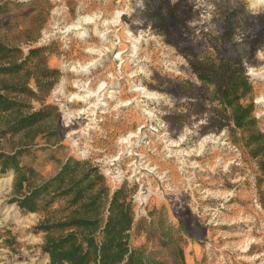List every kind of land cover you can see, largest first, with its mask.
<instances>
[{"label": "rangeland", "instance_id": "obj_1", "mask_svg": "<svg viewBox=\"0 0 264 264\" xmlns=\"http://www.w3.org/2000/svg\"><path fill=\"white\" fill-rule=\"evenodd\" d=\"M0 41L24 62L9 96L48 115L0 153L36 182L71 158L109 194L124 185L145 264H264V0H0ZM241 76L246 128L222 102ZM13 176L0 171V264H50L44 213L11 201Z\"/></svg>", "mask_w": 264, "mask_h": 264}, {"label": "trees", "instance_id": "obj_2", "mask_svg": "<svg viewBox=\"0 0 264 264\" xmlns=\"http://www.w3.org/2000/svg\"><path fill=\"white\" fill-rule=\"evenodd\" d=\"M11 51L0 41V61H6L0 63V136L31 132L48 116L43 107L24 111V104L9 96L15 90L8 89L3 77L17 73L24 64L10 56ZM246 87L247 80L241 76L222 97L238 128L254 124L251 105H242L244 93H237ZM9 169L14 173L11 201L20 209L44 213L39 229L45 233L42 249L50 264H145L141 251L127 242L133 215L124 185L109 194L97 168L71 158L38 183L33 170L19 164L16 153H0V171Z\"/></svg>", "mask_w": 264, "mask_h": 264}, {"label": "bare ground", "instance_id": "obj_3", "mask_svg": "<svg viewBox=\"0 0 264 264\" xmlns=\"http://www.w3.org/2000/svg\"><path fill=\"white\" fill-rule=\"evenodd\" d=\"M87 18H89L90 20L92 19V18H90V17H87ZM87 18H82V19L86 21ZM119 18H120V13H119V12H116V13H115V16H114V19H113L112 22H113V23H116V22L118 21ZM79 23H80V21L77 22L76 25H73L72 28H77ZM70 27H71V26H70ZM68 29H70V28H66L65 32H66ZM100 36H101V38H103L104 40L106 39V35H105V33H100ZM133 49L135 50V48H133ZM61 90H62V84L59 86L58 91H61Z\"/></svg>", "mask_w": 264, "mask_h": 264}]
</instances>
